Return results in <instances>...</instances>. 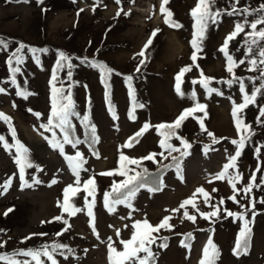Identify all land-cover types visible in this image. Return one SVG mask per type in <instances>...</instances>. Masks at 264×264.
Returning <instances> with one entry per match:
<instances>
[{
    "label": "rangeland",
    "instance_id": "obj_1",
    "mask_svg": "<svg viewBox=\"0 0 264 264\" xmlns=\"http://www.w3.org/2000/svg\"><path fill=\"white\" fill-rule=\"evenodd\" d=\"M196 3L197 0H170L166 7L173 13L172 19L183 25L182 28L175 29L164 23L159 10L161 0H121L119 5L115 0H99L98 4L96 0H43V3H37V0H0V40L7 44L6 49L0 48V88L5 89L4 93H0V112L11 117L10 124L0 120V136L5 137L12 145L19 140L29 150L33 164L32 168L26 169L24 177L31 187H22L19 168L15 163V147L5 150L0 144V243L6 242L0 252L39 248L42 244L56 241L73 250L72 254L66 253L67 259L57 255L59 264H109L108 238L112 237L116 241V247L122 249L116 237V229L121 230L120 238L129 239L133 220L147 218L156 225L163 217L171 215L173 218L170 223L175 226L174 230H161L159 233L161 237H168L167 247H159L162 240H157L152 246L156 254L155 264H199L209 235L220 250L217 264H264V203H260L264 199V184H261V179L264 178V117H260L262 123H257L259 107L264 106V95L257 97L256 105H250L244 110L245 123L251 125L254 135L246 142L236 169H229V173L238 170L242 174V180L236 184V199L239 204L228 199L234 193L227 179H214L228 162V157L235 154L236 146L231 141L238 140L239 135L231 115L232 101L237 104L242 102L238 84L229 87L218 83L231 78L225 70V57L218 49L225 37L233 31L235 23L243 22L245 17L243 14H225L217 24H210L203 41V52L198 53V56L203 57L197 60L200 69L207 77L214 78L210 87L219 89L223 95L212 93L208 96L199 83L194 85L192 81L199 80L200 70L193 66L183 77L181 89L185 95L182 98L175 90V77L181 68L192 65L190 57L193 49L190 41L194 21L190 11ZM234 3L236 0H216L214 7L231 11ZM261 5H264V0H239L236 8L247 7L251 11L259 9ZM121 8L123 11L117 16V11ZM125 12L129 14L125 15ZM261 14L256 12L248 15L247 20L251 22ZM157 28L160 32L146 51L145 63L137 72V66L144 59L137 54ZM245 31L249 29L246 28ZM243 35L241 33L229 45V52L237 61L245 59ZM21 44L25 46L21 53L23 62L19 65L21 71L16 74V84H12V74L6 61ZM30 48L47 51L37 52L34 58ZM61 52L70 58L72 68L65 66L57 72L56 86L62 85L65 94L69 90L72 93L75 111L79 114L71 117L75 127L74 138L81 140L76 148L65 145V155H75L76 151H80L87 160L84 167L88 171L81 172V184L84 180L95 177L97 194L94 213L99 239L93 234L86 211L71 218L64 213L71 228L61 236L56 235L66 227L62 222L53 220L62 214L58 201L63 202V190L75 178L64 155L50 145L52 133L41 125L47 124L51 114L50 82ZM91 61L104 63L114 70L108 83L116 119L108 110L100 72L90 66ZM247 68L245 63L234 71L237 76L245 78L246 90L251 93L254 86L259 87L260 80H256L253 85L247 78L258 77L260 72L248 71ZM69 70L72 72L71 79L67 76ZM127 76L133 78L130 83L135 91L134 101L129 96V82L125 79ZM17 85L32 94L27 99L18 96ZM193 90L197 101L207 106L206 116L199 111L194 115L203 118L207 130L219 142L213 144L207 133L201 131L197 119L188 117L177 130L178 135L186 138L192 145L190 155L183 158V179L178 178L175 168H169L162 175V190L149 193L146 189H141L136 195L133 201L135 211L119 205L115 213H109L103 205V193L110 190L114 180L119 182L124 177L102 176L99 173L116 169L121 152L134 158L160 153L161 137L155 126L172 123L184 109L193 107L195 102L190 98ZM133 103L143 105L142 108H135L134 120L129 118ZM36 113L40 116L35 115ZM85 115L89 117L90 124L95 126V135L98 137L95 152L99 154V158L93 155V150L84 139L87 128L81 123V118ZM145 123L152 127L139 138V143L132 148L122 147ZM12 128L16 132L15 139ZM55 131L57 139L62 140L60 130ZM171 143L181 147L175 138ZM205 145L209 146L206 154ZM256 148H260L258 156ZM176 154L178 152L172 153V156ZM165 155L168 154L165 152ZM156 159L159 163L143 161L142 167L155 169L172 157L163 159L157 155ZM253 172L256 173L255 184L260 187H253L246 197L242 189L249 183ZM9 180L10 186L4 189L3 186ZM54 180L57 182L53 183ZM201 187L209 193V204H205L204 196L196 192ZM194 193L198 210L190 205L187 210L196 216L195 223L183 218L184 209L171 212L182 201L193 197ZM84 195L81 191L73 198L76 206L84 207ZM221 198L224 199L222 205L219 204ZM250 200L255 202V208L246 214V219L252 221L251 246L246 255L236 256L233 255V247L242 222L228 217L223 210L244 212L246 208L251 209ZM210 205L220 207L218 219L206 220L201 217V212L213 210ZM8 209L13 210L5 215ZM130 211L131 219H127ZM253 211L256 213L254 220ZM126 224L129 225L128 228L124 227ZM187 232H191L193 236L192 240L187 241L190 248L181 246L183 234ZM40 233L47 235H33ZM25 237L31 239L25 240ZM17 258L25 259L22 256Z\"/></svg>",
    "mask_w": 264,
    "mask_h": 264
},
{
    "label": "snow or ice",
    "instance_id": "obj_2",
    "mask_svg": "<svg viewBox=\"0 0 264 264\" xmlns=\"http://www.w3.org/2000/svg\"><path fill=\"white\" fill-rule=\"evenodd\" d=\"M11 2V0H9ZM19 2V0H17ZM27 2V0H24ZM115 2L119 5L121 0H115ZM170 2V0H161L160 4V13L164 18V23L170 27L179 29L182 28L179 22H176L172 19L173 13L170 9L166 7V5ZM37 3H43V0H37ZM96 3H99V0H96ZM216 0H197L195 7H193L190 11V15L194 21L193 23V33L192 39L190 41L191 47L193 49L191 54L192 65H187L180 69L177 73L175 80V90L180 97H184L185 93L181 89V84L183 82V77L186 73L192 70V67H196L200 70V78L199 80H193L192 83L195 85L197 83L205 90L206 94L210 96L212 93H216L217 95H223L219 89L210 87L214 78L207 77L204 75L203 70L200 69L199 64L197 63L198 59H202L203 57L198 56V53L203 52V41L206 39V33L210 24H217L220 18L227 14L229 16L243 14L245 19L243 22H236L234 25L233 31H231L224 39L222 46L218 49L225 57L226 60V71L230 74L231 78L227 80H220L218 83L227 84L231 87L233 84L239 85V91L242 96V102L237 104L235 101H232V117L234 121V125L236 131L239 135L238 140H232L231 143L236 146L235 154L230 155L228 157V162L223 165L222 171L217 173L214 177L216 180L227 179L230 187L233 189V195L228 199L232 200L234 203L239 204V201L236 199V184L242 180V174L237 170L235 173H229V169H236L237 160L242 155L243 149L247 141L251 139V136L254 133L251 131V125L245 123L244 119V110L248 108L250 105H256L257 97L260 95H264V27H259L260 25H264V5H261L259 9L249 10V8L237 9L236 3H239V0H236V3L232 4L231 11H225L221 9H215ZM80 11H83L81 9ZM95 11V8H93ZM123 9L117 11V16L121 14ZM259 12L262 13L256 19L249 22L247 20L248 15H253L254 13ZM125 15L129 13L125 12ZM249 29V31H245V29ZM160 32V29H154L144 44L141 51L137 54L138 56L144 58L141 59L140 64L137 66L136 71H140V67L145 63L146 57L145 53L148 48L152 45L154 38ZM241 33H243V47L245 50V59H240L237 61L234 59V56L229 52L230 41L236 39ZM24 45L21 44L15 52L8 58L6 63L9 66V71L11 72V83L16 84V74L21 71L19 65L23 62V57L21 55L22 50L24 49ZM0 48H7V44L0 40ZM239 50V49H237ZM34 54L37 52H46L47 49H37L30 48ZM59 60L57 61L56 69L53 71L51 77V114L48 118V122L45 125H41L46 131H50L52 133V138L49 140L50 145L54 149H58L61 155H64L68 163V167L71 169L72 175L75 178L72 184H68L63 190V202L58 201V207L62 209V214L60 216H56L53 218L55 221H60L66 227L61 231L56 233L57 236L63 235V232L68 231L71 228V224L69 220L64 218V213H67L69 218L76 216L78 213L85 212L89 218V225L92 228L93 234L97 236L99 239V233L96 231V216L94 213V208L96 206V194H97V185L95 177H90L83 181L81 184V172H86L88 169L84 167L87 163V160L84 158V155L80 151H76L75 155H65V145H71L73 148H76L77 145L81 143V140L73 137V133L75 131V127L72 124L71 117L79 116V114L75 111V103L73 101L71 91H67L65 94V89L61 85V87L56 86V82L58 80L57 72H59L63 67L72 68L70 63V58L67 57L64 53L59 54ZM65 62H67L65 64ZM37 63L39 60L37 58ZM91 67H94L99 70L101 82L105 87V98L108 101L109 111L112 113L114 119H116V113L111 104L109 88L110 85L108 83L109 78L113 74L114 70L110 68L108 65L98 62L91 61L89 62ZM247 63L248 71H259L260 75L258 77H248L247 79L255 85L256 80H260L259 87H253L251 93L246 90L245 78L239 77L235 74L234 69ZM13 64L17 66H13ZM67 76L69 79L72 77L71 70L68 71ZM125 79L129 82V96L135 100V91L131 86L132 76H127ZM71 87V86H70ZM5 89L0 88V93H4ZM18 96H21L25 99L32 93L27 92L26 90H22L17 85V93ZM190 98L195 102L193 107L184 109L183 112L176 118L172 123H162L156 125L155 128L161 137L159 141V146L162 149L160 153H150L147 156L134 158L129 157L123 152H121L118 160V167L114 170H109L106 172L99 173L102 176H121L124 177L119 182L113 181L110 190L105 191L103 193V205L104 208L109 213H115L117 210V206L123 205L129 208L132 211H135L133 208V201L136 195L140 192L141 189H146L149 193H154L156 191H160L163 189V179L160 176H157V185L149 186L148 178L153 174L149 173L146 167H142L143 161H152L153 163H159L156 157L159 155L163 159H168L169 156L172 157L173 164L164 165V169H168L174 167L176 169L178 178L183 179L182 172V162L183 158L190 155V149L192 147L191 143L184 137L178 135V129L181 128L182 124L188 117H193L197 119L199 123L200 129L202 132H206L207 135L212 139L213 144L218 143V139L215 135L208 131L203 118L196 117L194 114L199 112L206 113V105L201 104L196 99V92L193 90L190 94ZM231 99V98H230ZM143 107L142 104L136 105L133 103V107L129 112V118L135 119V108ZM38 117L39 113H36ZM260 117H264V106L259 107V114L257 116V123H262ZM0 120H3L7 123H11V117L6 114L0 112ZM81 123L85 128H90L92 134V144L98 142V137L95 135V126L90 124L89 117L87 115L81 118ZM152 127L150 124L145 123L142 128L134 133L133 136L129 137L128 141L123 145L124 148H132L135 144L139 143V138L144 135L145 132ZM55 129H59L62 133V140L57 139ZM12 136L15 139L16 132L15 129H11ZM175 138L179 141L181 147L175 146L171 143L172 139ZM47 139V138H46ZM0 144L3 145L5 150H11L15 147V163L19 168V178L22 181V187H31L25 181V171L26 169L32 168L33 164L29 157V150L16 140L15 145L10 144L5 137L0 136ZM92 144H89V147H92ZM209 150V146L205 145L204 151L205 154ZM256 154L259 155L260 148H256ZM165 152L168 154L165 155ZM178 152L179 156H172V153ZM93 155L99 158V154L93 151ZM134 165L135 167H130ZM137 169H140L137 171ZM259 171V165L257 168ZM256 181V173L253 172L252 176L249 180V183L244 186L242 191L245 193V196L252 191L253 187H260V185L255 184ZM39 183V181H35ZM57 181H53L56 183ZM212 182L211 180L209 181ZM11 184V180L7 181L3 186L4 189H7ZM261 184H264V178L261 179ZM83 191L85 193L84 199V207H78L74 203L73 198L77 197L78 194ZM213 191H218L217 189H213ZM197 193H200L204 196L205 204H209V193L205 191V189L198 188L196 190ZM91 197V200H89ZM196 194H193V197L185 199L181 202L178 208L172 209L171 212L176 213L181 209L183 211V218L195 223L196 216L191 215L187 210V206H191L193 209H197V205L195 203ZM224 199L221 198L219 204H223ZM251 205V209H245L244 212L236 213L224 209L223 211L226 213L228 217H233L242 222L239 232L237 233L236 240L233 247V255L241 256L246 255L251 246V227L250 224L252 221L246 219L247 211L255 208L254 200L249 201ZM260 203H264V199L260 200ZM213 210L210 212H201L200 215L202 218L206 220H212L213 218H219L221 209L217 205H210ZM240 207L244 208V205H240ZM13 209H8L5 212L7 215L8 212H11ZM198 210V209H197ZM255 211H253V220L255 218ZM172 216H165L162 220L153 225L147 218L143 220H133L131 224V236L129 239H122L121 230L116 229V237L118 239L119 244L122 246V249H118L116 247V241L113 240L112 237L108 238V260L109 264H155L156 254L152 250V246L157 243V240H162L163 243L159 244V247L166 248L168 237L159 236L161 230L165 231H173L174 225L170 223L172 220ZM124 219V217H122ZM127 219H131V211ZM51 222V221H49ZM125 228H128L129 225H124ZM155 234V235H154ZM33 235H47V233L33 234ZM184 239L181 241V246L185 248H190L191 245L187 242L193 239L191 233L183 234ZM31 239V237H25V240ZM23 242V241H22ZM6 242L0 243V248L5 246ZM66 250V251H65ZM73 250L69 248L67 245L53 241L52 243L42 244L39 248H27V249H18L11 253L9 252H0V264H59L57 260V255L63 256L65 259L68 258L67 254H72ZM87 252V249H85ZM67 253V254H66ZM25 257V259L21 260L17 257ZM220 256L219 247L214 243V240L211 235H209L205 246L202 249V255L199 260V264H217V261Z\"/></svg>",
    "mask_w": 264,
    "mask_h": 264
},
{
    "label": "trees",
    "instance_id": "obj_3",
    "mask_svg": "<svg viewBox=\"0 0 264 264\" xmlns=\"http://www.w3.org/2000/svg\"><path fill=\"white\" fill-rule=\"evenodd\" d=\"M110 89V88H109ZM109 91V93H110V90H108ZM111 100V99H110ZM106 103H107V107H108V110H109V105H108V101L106 100ZM111 104H112V106H113V108H114V111H115V113H116V109H115V105H114V103L111 101ZM140 130V129H139ZM139 130H137V131H139ZM136 131V132H137ZM136 132H134V133H136ZM134 133L131 135V136H133L134 135ZM73 135V137H75V135H74V133L72 134ZM130 136V137H131ZM84 139H85V141H86V143L89 145V144H92V134H91V131H90V129L89 128H87L86 129V135H85V137H84ZM91 149L93 150V151H96L97 150V147H96V144L94 143V144H92V147H91ZM97 152V151H96ZM180 154L178 153V154H176L175 156H179ZM171 164H173V161H172V159H170L168 162H166L165 164H163V165H161V166H159V167H157V168H155V169H148V171H149V173H151V174H153L152 176H150L149 178H148V181H149V186H156L157 185V182H158V180H157V176H160V177H162V175L165 173V171L167 170V169H164V165H171ZM171 168H174V167H171ZM169 169V168H168ZM252 230V229H251ZM239 232V231H238ZM187 233H191V232H187ZM251 234H252V232H251Z\"/></svg>",
    "mask_w": 264,
    "mask_h": 264
}]
</instances>
